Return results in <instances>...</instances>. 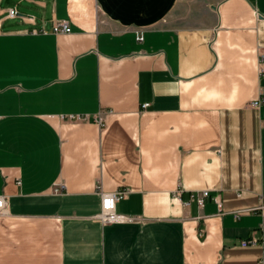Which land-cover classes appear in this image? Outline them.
I'll return each instance as SVG.
<instances>
[{
	"label": "crops",
	"instance_id": "1",
	"mask_svg": "<svg viewBox=\"0 0 264 264\" xmlns=\"http://www.w3.org/2000/svg\"><path fill=\"white\" fill-rule=\"evenodd\" d=\"M0 195V264H264V0H0Z\"/></svg>",
	"mask_w": 264,
	"mask_h": 264
},
{
	"label": "built area",
	"instance_id": "2",
	"mask_svg": "<svg viewBox=\"0 0 264 264\" xmlns=\"http://www.w3.org/2000/svg\"><path fill=\"white\" fill-rule=\"evenodd\" d=\"M10 16H15L18 14V11L14 8L10 9L9 11ZM72 30L71 26L66 20H59L56 21L53 25V31L55 33H65L70 32ZM143 35L140 34L137 36L138 40H143ZM262 101H254V105H259ZM70 119L73 120H81V121H88L90 119L89 115H69ZM96 121L104 125L105 118L100 113L95 117ZM129 191L127 189H120L114 192H101L102 196V212L98 215L99 218L104 222H115V221H122L125 219V215L120 214L117 212V202L120 198H123L127 195ZM209 196V191L205 190L203 192V196L199 199V203H203L204 198ZM8 208V198L6 195H0V215L5 212ZM263 214H264V205H263ZM249 241H243L244 245L248 244Z\"/></svg>",
	"mask_w": 264,
	"mask_h": 264
}]
</instances>
